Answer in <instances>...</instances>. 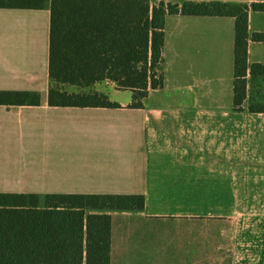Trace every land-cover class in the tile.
<instances>
[{
	"label": "crops",
	"instance_id": "crops-1",
	"mask_svg": "<svg viewBox=\"0 0 264 264\" xmlns=\"http://www.w3.org/2000/svg\"><path fill=\"white\" fill-rule=\"evenodd\" d=\"M50 28L49 8H0V90L41 94L0 105V192L143 195L109 212L111 264H264V112L249 110L264 105V11L249 12L242 110L232 17L167 16L143 108L111 81L96 89L119 108L49 106Z\"/></svg>",
	"mask_w": 264,
	"mask_h": 264
},
{
	"label": "trees",
	"instance_id": "trees-1",
	"mask_svg": "<svg viewBox=\"0 0 264 264\" xmlns=\"http://www.w3.org/2000/svg\"><path fill=\"white\" fill-rule=\"evenodd\" d=\"M0 8L50 9L48 104L77 108L121 107L96 89L105 81L131 90L132 108L144 107L150 90L163 86L167 16L232 17L238 107L247 95L249 12L264 11V2L0 0ZM252 38L264 41V33ZM251 73L264 74V65H252ZM40 104L38 92L0 90V105ZM249 110L264 112V105ZM145 204L143 195L0 192V264H111L109 212Z\"/></svg>",
	"mask_w": 264,
	"mask_h": 264
},
{
	"label": "rangeland",
	"instance_id": "rangeland-1",
	"mask_svg": "<svg viewBox=\"0 0 264 264\" xmlns=\"http://www.w3.org/2000/svg\"><path fill=\"white\" fill-rule=\"evenodd\" d=\"M172 1H176V0H172Z\"/></svg>",
	"mask_w": 264,
	"mask_h": 264
}]
</instances>
